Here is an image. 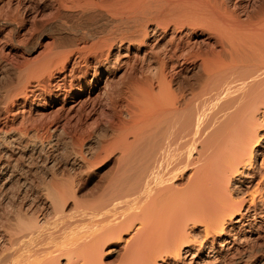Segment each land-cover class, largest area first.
<instances>
[{"label":"bare ground","instance_id":"obj_1","mask_svg":"<svg viewBox=\"0 0 264 264\" xmlns=\"http://www.w3.org/2000/svg\"><path fill=\"white\" fill-rule=\"evenodd\" d=\"M33 1L0 7V264H264V0Z\"/></svg>","mask_w":264,"mask_h":264},{"label":"rangeland","instance_id":"obj_2","mask_svg":"<svg viewBox=\"0 0 264 264\" xmlns=\"http://www.w3.org/2000/svg\"><path fill=\"white\" fill-rule=\"evenodd\" d=\"M15 1V2H14ZM41 1V2H40ZM49 0H34L33 2H32V8L30 9V11H28L26 14H24L25 16H29V15H37L36 17H37V20H39V19H43L44 20V22H48L49 20L48 19H50L51 20V18L52 19H54V20H52V21H58V19L57 20H55V18H53V16H56V13H55V10L53 11V9H54V7H53V5L51 4V2H48ZM10 2V0H0V7H2V8H5L6 6H7V4ZM11 4H12V6L14 7L15 6V3H16V0H11V2H10ZM50 3V4H49ZM48 4V5H47ZM2 5V6H1ZM5 5V6H4ZM46 6V7H45ZM36 12V13H35ZM52 12H54V13H52ZM35 13V14H34ZM48 13V14H47ZM40 16V17H39ZM48 17V18H47ZM45 19H46V21H45ZM60 20H62V21H64V22H62V21H58V22H60V23H63V24H67L68 25V23H70V22H72V20L71 19H69V18H60ZM59 30V29H58ZM8 31L5 29H2V30H0V37H4V39H5V41L7 40L6 38L8 37ZM67 36V37H66ZM70 34H67V32L66 33H62V31H49L48 33L46 32L45 33V36H43L42 38H41V43H40V49H42V50H40V51H42V52H46L47 51V49L49 50V48H51L52 47V42L54 41V42H56L57 43V45H63V46H65V45H67V43H68V38H70ZM66 37V38H65ZM62 40V41H61ZM64 40V41H63ZM66 41V42H65ZM50 43H51V45H50ZM65 43V44H64ZM6 47H8L6 44H4L3 42H1L0 43V49L2 48V49H6ZM46 48V49H45ZM45 50V51H44ZM19 61H20V59H19ZM3 73V74H2ZM16 74L13 72V71H11V72H7V73H5L4 74V71L2 72V70H1V68H0V86H3V87H9V88H12L14 85H15V81H16V76H15ZM9 83V84H8ZM48 94H46L45 93V95H43V94H41V95H39L38 97L36 96V98L32 101L31 100V102L33 103H31V105H30V102H28V103H26V105H25V107L24 108H28V106H32V105H34V103L35 102H39L40 104H45L48 108H47V110H48V114H49V116H52L53 115V113L56 111V108L59 106V104H53V103H50V102H52V98L48 95ZM94 95V94H93ZM92 95V96H93ZM41 97V98H40ZM45 97V98H44ZM38 98V99H37ZM50 98V99H49ZM39 100V101H38ZM45 101V102H44ZM50 101V102H49ZM44 102V103H43ZM21 103H23L22 102V100H21ZM48 104V105H47ZM21 105V104H20ZM27 106V107H26ZM57 106V107H56ZM54 108V109H53ZM16 109V108H15ZM102 110H105V111H107L108 109H105V108H101ZM51 110V111H50ZM101 110V111H102ZM51 112H53L52 114H50ZM74 117H76V118H74ZM77 117L78 116H76V115H74V116H72L71 117V119H70V123H75V122H72V121H75V119H77ZM73 118V119H72ZM77 121V120H76ZM83 122H85V121H83ZM82 122V124H83V127H85L84 125V123ZM86 123V127H87V123L88 122H85ZM73 124H71V126H73ZM17 125V124H16ZM69 125L70 124H67L66 126H65V128H68V129H65V130H68V134H67V136L68 135H71L70 133H71V131H70V129L71 128H73V127H69ZM89 125H93L92 123H89ZM89 125H88V127H89ZM90 128V127H89ZM89 128H87V129H89ZM86 129V128H85ZM86 129V130H87ZM72 130V129H71ZM69 131H70V133H69ZM262 249H263V247H262Z\"/></svg>","mask_w":264,"mask_h":264}]
</instances>
